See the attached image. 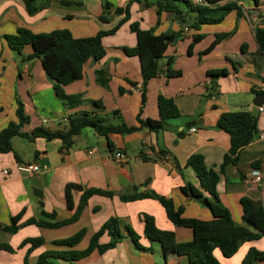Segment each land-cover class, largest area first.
<instances>
[{
    "label": "crops",
    "instance_id": "obj_1",
    "mask_svg": "<svg viewBox=\"0 0 264 264\" xmlns=\"http://www.w3.org/2000/svg\"><path fill=\"white\" fill-rule=\"evenodd\" d=\"M108 1L113 7L107 15L102 0H50L46 9L31 16L24 0H0V133L11 122L17 121V99L22 101L25 114L30 118V124L23 129L28 134L37 128L65 131L72 114L80 110L93 111L95 103L104 108L97 110L100 117L113 126L138 127V120H160L158 101L161 96L174 101L180 117L168 121L166 128L157 133L141 129L106 138L86 129L67 150L60 140L37 138L30 142L25 138H14L15 154L0 155V222L3 226H9L11 219L20 215L21 225L32 220L63 224L73 218L85 191L99 190L112 196L90 197L79 219L68 225L52 229L30 225L14 235L1 231L0 246H9L12 252L0 250V264H38L39 257L46 253L84 251L92 237L112 217L120 219L123 235L114 249L104 254L95 251L78 262L51 257L47 263L188 264V259L176 255L174 249L193 240L192 230L175 226L156 200L126 203L122 197L134 194L138 187V194L155 193L173 200L177 208H184L186 218L210 221L213 218L210 210L181 191L187 184L201 190L196 173L187 165L193 155L203 156L206 167L219 175L216 191L235 223L246 226L242 199L261 202L264 207V141L260 139L264 133V113H253L258 118V130L242 151L239 163L227 166L224 173H221V166L229 154L231 139L217 128L223 114L247 112L249 107H255L254 100L258 95L253 90L264 92V55L260 54L255 37L256 28L264 26V0H259V4L254 0L218 3L215 8L236 2L242 10V18L237 22L238 14L232 12L222 24L203 26L200 31L193 29L197 15L184 2ZM45 2L38 1L39 4ZM126 9L130 13L129 21L114 36L103 41L104 59L88 62L82 80L65 88L67 95L82 98L84 104L80 109L69 110L55 93L51 69L60 55L29 61L27 58L33 53L31 47H26L19 55L10 50L5 40V36L15 35L24 28L36 34L68 30L76 39L93 37L100 31L115 28L126 18ZM103 16L109 21L102 22ZM136 23L141 30H152L155 35L179 36L160 60L162 73L147 86L146 102L141 59L125 51L137 45L136 35L130 29ZM232 26H236L235 35L205 53L214 44L216 35L232 32ZM196 35L204 38L194 43ZM169 62L173 70L181 72L180 77L166 75ZM221 69L227 70L226 76H209L210 71ZM98 71L105 72L109 80L107 87L98 83ZM116 152L124 155L122 161L114 159ZM257 161L262 165L256 170L252 164ZM20 164H36L40 170L33 174L22 172L18 169ZM254 173H259L260 182ZM69 186L81 187V190L71 189L72 208L68 206L66 196ZM203 195L210 198L207 193ZM143 215L153 217L157 227L173 232L175 239L166 245L150 243L144 237ZM126 226L140 236L144 250L134 246ZM81 232L84 237L79 245L73 248L59 245ZM38 238L44 240L43 246L31 252L29 245L22 246L26 240ZM110 241L107 234L101 239L102 244ZM253 248L264 251V238L242 245L230 259L224 258L219 250L214 255L222 264L232 259V264H242ZM258 264H264V261Z\"/></svg>",
    "mask_w": 264,
    "mask_h": 264
},
{
    "label": "trees",
    "instance_id": "obj_2",
    "mask_svg": "<svg viewBox=\"0 0 264 264\" xmlns=\"http://www.w3.org/2000/svg\"><path fill=\"white\" fill-rule=\"evenodd\" d=\"M39 0H24L28 13L32 16L39 11L46 9L50 0H46L44 4H39ZM104 14H109L112 9V4L108 0H102ZM146 0H133L134 3H142ZM186 3L192 11L197 15L193 23V29L200 31L203 26L222 24L227 16L232 12H237L238 21L242 18V10L235 3H227L221 7L215 8V5L225 0H206L208 5L202 7H193L186 0H175ZM259 4V0H254ZM126 18L123 19L115 28L110 31H100L93 37L76 39L68 30H58L49 34H36L29 29H19L17 34L5 36V40L11 51L21 55L26 47H31L33 53L28 56L27 60L54 58L58 55L61 57L55 61L51 69V78L54 81V90L58 99L69 110L80 109L84 104L80 96L67 95L65 88L69 85L82 80L84 75L85 65L92 61L100 62L106 56V49L103 41L105 38L114 36L120 27L129 21V9H126ZM102 22H108L106 16L101 17ZM131 32L136 35L137 45L134 49H126V53L130 56H138L141 59L142 77H143V98L146 102V89L150 81L155 79L162 73L160 60L165 57V54L170 45L175 43L179 36L176 34L155 35L154 31H143L139 24L131 25ZM237 29L230 33L216 35L214 44L205 52H211L220 42L232 38ZM256 41L260 48V54L264 55V26L257 27L255 31ZM203 35H196L194 43L202 41ZM193 45L189 52L191 53ZM245 52V48H242ZM166 75L171 78L181 76V72L171 68L169 62L166 69ZM227 75V70H214L209 72V76L219 78ZM98 83L107 87L109 80L106 78L104 71L97 72ZM256 95L264 92L257 90L252 91ZM17 121L11 122L0 133V155L14 153L13 139L16 137L25 138L30 142H34L37 138H43L47 141L60 140L64 148L70 149L74 144V139L80 136L84 130L92 129L98 135L109 138L111 135H127L135 133L141 129H148L151 132L163 131L167 122L180 117V111L175 106L174 101L160 97L158 101L160 120L146 119L138 120V127H129L126 124L119 126L108 125L106 120L100 117L97 110H103L100 103H95V110L75 112L69 117V127L62 132H50L43 128L34 129L30 134L24 133L25 126L30 124V118L25 114L24 105L21 100L17 99ZM217 128L230 136L231 148L229 154L225 157L224 163L221 166V173H224L225 168L229 165H237L240 161L242 151L251 143L254 134L258 130V118L248 112H229L223 114L218 123ZM110 149L113 151V146L110 143ZM17 159V155H15ZM188 167L192 168L200 182V189H197L191 184H187L181 188L182 193L203 204L210 210L213 218L210 221H202L198 219L186 218L184 216V208H177L174 201L166 199L155 193L138 194V187L135 188V193L128 196H123V202H135L144 199H153L158 201L165 209L168 219L177 227L187 228L193 232V240L189 243L179 244L174 253L178 256H183L188 259V264H222L214 255L215 251L219 250L223 257L230 259L234 257L246 243L259 241L264 238V207L261 202L251 199H242V207L246 226L238 225L232 219L230 211L225 208L219 200L216 191L219 184V175L206 167L204 157L201 155H193L189 158ZM262 163L257 161L252 164L253 169L261 168ZM79 186H69L66 190L67 203L70 208L73 207L71 189ZM204 193L210 195V198H205ZM108 196L111 194L104 193L99 190L85 191L80 206L78 207L73 218L63 224H44L29 221L23 225L19 224L21 216L13 217L9 226H3L0 222V232L16 234L25 226L37 225L39 227L58 228L63 225H68L77 221L83 210L84 205L92 196ZM145 229L144 237L150 243H159L166 245L175 239L173 232L160 230L156 221L149 215H143ZM122 224L119 218L112 217L102 228L96 233L84 251L68 250L63 252H50L43 254L38 259V264H48V258H56L67 262H78L87 259L95 251L104 254L109 250L114 249L123 239ZM128 236L131 238L134 246L138 250H144L140 245V236L130 227L126 226ZM107 234L111 241L107 244H102L101 239ZM84 237V232L76 236L59 242L60 246L73 248L80 244ZM44 240L28 239L22 246H30L29 251H33L44 245ZM0 250L12 252L9 246H0ZM264 261V252L256 249H251L242 264H258Z\"/></svg>",
    "mask_w": 264,
    "mask_h": 264
},
{
    "label": "built area",
    "instance_id": "obj_3",
    "mask_svg": "<svg viewBox=\"0 0 264 264\" xmlns=\"http://www.w3.org/2000/svg\"><path fill=\"white\" fill-rule=\"evenodd\" d=\"M187 2H189L191 5L195 6V7H202V6H206L208 5V3L206 2V0H186ZM255 111H257L258 113H264V106L261 107H249L247 112L250 114H253ZM192 132H196V129H192ZM260 139L262 141H264V133H262L260 135ZM95 151L93 150L92 153H94ZM114 159H116L117 161H122L124 158V155L121 152H116L113 154ZM18 169L22 172H26L29 174H33L36 173L40 170L39 166L36 164H20L18 165ZM7 173V172H5ZM254 175L257 177V181L260 182V178H259V173H254Z\"/></svg>",
    "mask_w": 264,
    "mask_h": 264
},
{
    "label": "water",
    "instance_id": "obj_4",
    "mask_svg": "<svg viewBox=\"0 0 264 264\" xmlns=\"http://www.w3.org/2000/svg\"><path fill=\"white\" fill-rule=\"evenodd\" d=\"M254 105L256 107L264 106V93L255 98Z\"/></svg>",
    "mask_w": 264,
    "mask_h": 264
},
{
    "label": "rangeland",
    "instance_id": "obj_5",
    "mask_svg": "<svg viewBox=\"0 0 264 264\" xmlns=\"http://www.w3.org/2000/svg\"><path fill=\"white\" fill-rule=\"evenodd\" d=\"M262 1V0H261ZM260 1V2H261ZM263 2H261V4H262ZM235 14H237V13H235ZM237 19H238V17H237ZM237 22H238V20H237ZM235 28H236V26H232V28L231 29H233V30H235ZM232 30V31H233ZM17 107H18V105H17ZM89 130H91V129H89ZM201 204V203H200ZM203 207H204V205L203 204H201ZM206 208V207H205ZM260 252H264V251H260ZM222 257V256H221ZM233 260V259H232ZM232 260H230V261H226V264H232V262H234V261H232ZM228 262V263H227Z\"/></svg>",
    "mask_w": 264,
    "mask_h": 264
}]
</instances>
